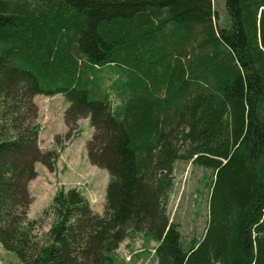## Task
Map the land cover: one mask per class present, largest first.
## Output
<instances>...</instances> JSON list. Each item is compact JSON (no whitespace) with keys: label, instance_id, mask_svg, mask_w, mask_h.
Masks as SVG:
<instances>
[{"label":"trees","instance_id":"obj_1","mask_svg":"<svg viewBox=\"0 0 264 264\" xmlns=\"http://www.w3.org/2000/svg\"><path fill=\"white\" fill-rule=\"evenodd\" d=\"M56 94L66 126L93 129L102 215L70 189L27 217L36 164L57 159L39 148L34 98ZM177 161L213 172L188 249L166 212ZM130 231L157 243V264H264V0H0L1 247L21 264H111Z\"/></svg>","mask_w":264,"mask_h":264},{"label":"rangeland","instance_id":"obj_2","mask_svg":"<svg viewBox=\"0 0 264 264\" xmlns=\"http://www.w3.org/2000/svg\"><path fill=\"white\" fill-rule=\"evenodd\" d=\"M221 17V24L228 22V15L222 2L215 4ZM225 27V26H224ZM104 76V87L116 104L112 89L115 74ZM38 108V145L42 152H54L57 159L52 168L36 164L37 176L28 184L32 198L28 208L29 220H37L46 211L60 191L76 189L87 200L90 209L102 215L105 207V192L109 181L108 173L89 163L86 143L93 134L88 119H80L76 125L66 126L64 114L70 104L61 95H39L34 98ZM70 127V128H69ZM213 172L177 161L173 171V187L167 196L166 212L169 220L177 225L182 245L188 249L200 240L208 221V199ZM53 219L44 217L36 227L37 238L47 234ZM157 243L145 232H129L114 251L111 264H157L155 248ZM0 264H21L17 257L4 251L0 245Z\"/></svg>","mask_w":264,"mask_h":264},{"label":"crops","instance_id":"obj_3","mask_svg":"<svg viewBox=\"0 0 264 264\" xmlns=\"http://www.w3.org/2000/svg\"><path fill=\"white\" fill-rule=\"evenodd\" d=\"M35 100V99H34ZM35 168H36V166H35ZM37 169V168H36ZM29 187V186H28Z\"/></svg>","mask_w":264,"mask_h":264}]
</instances>
